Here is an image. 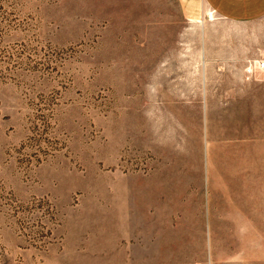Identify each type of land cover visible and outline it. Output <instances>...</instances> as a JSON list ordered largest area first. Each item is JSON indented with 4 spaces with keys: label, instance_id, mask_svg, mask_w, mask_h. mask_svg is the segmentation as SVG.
<instances>
[{
    "label": "rangeland",
    "instance_id": "obj_1",
    "mask_svg": "<svg viewBox=\"0 0 264 264\" xmlns=\"http://www.w3.org/2000/svg\"><path fill=\"white\" fill-rule=\"evenodd\" d=\"M236 43L203 0H0V264H264Z\"/></svg>",
    "mask_w": 264,
    "mask_h": 264
},
{
    "label": "crops",
    "instance_id": "obj_2",
    "mask_svg": "<svg viewBox=\"0 0 264 264\" xmlns=\"http://www.w3.org/2000/svg\"><path fill=\"white\" fill-rule=\"evenodd\" d=\"M191 1V0H187ZM209 13L231 24L236 34V48L247 49L249 58L254 49H264V0H203ZM252 50V51H250ZM252 54V55H251ZM246 61L264 59L263 56Z\"/></svg>",
    "mask_w": 264,
    "mask_h": 264
},
{
    "label": "built area",
    "instance_id": "obj_3",
    "mask_svg": "<svg viewBox=\"0 0 264 264\" xmlns=\"http://www.w3.org/2000/svg\"><path fill=\"white\" fill-rule=\"evenodd\" d=\"M248 68L247 71L251 72L254 69H263L264 68V59H257L248 62Z\"/></svg>",
    "mask_w": 264,
    "mask_h": 264
}]
</instances>
